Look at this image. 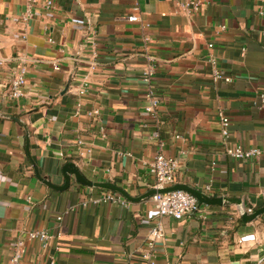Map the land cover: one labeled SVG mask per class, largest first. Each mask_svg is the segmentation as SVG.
<instances>
[{"label": "crops", "instance_id": "crops-1", "mask_svg": "<svg viewBox=\"0 0 264 264\" xmlns=\"http://www.w3.org/2000/svg\"><path fill=\"white\" fill-rule=\"evenodd\" d=\"M53 2L45 10L39 0L23 25L25 0H0V264L19 241L20 264H141L156 221L164 236L155 264H264V212L241 217L264 207V155L236 161L225 153L264 150V0H201L191 16L180 11L183 0ZM135 6L140 21L129 23ZM148 56L155 118L143 111ZM210 57L229 82L213 78ZM20 68L25 95L13 100L9 83ZM220 112L229 119L225 140ZM158 153L177 159L175 184L246 207L201 206L174 220L158 217L150 198L82 207L113 192L73 176L57 189L63 167L74 164L87 181L139 197L154 187L149 167ZM32 230L59 237L43 248L26 241Z\"/></svg>", "mask_w": 264, "mask_h": 264}, {"label": "built area", "instance_id": "built-area-1", "mask_svg": "<svg viewBox=\"0 0 264 264\" xmlns=\"http://www.w3.org/2000/svg\"><path fill=\"white\" fill-rule=\"evenodd\" d=\"M39 0H25V9L21 15V22L23 25H26L33 17L35 16V5ZM53 0H43V8L45 10H50L54 8ZM201 6V0H183L179 3L180 11L187 15L191 16L196 14ZM135 13L126 17V21L129 23L139 22V16L137 15L138 8L135 6ZM259 15L264 17V6L260 7ZM224 29V27H221ZM51 42V40H49ZM209 63L213 67V75L215 80L223 79L225 82H229L230 79L223 78L220 72L216 69L217 61L210 57ZM146 67L142 73V82L145 86V105L144 113L156 117L157 111L160 105V99L156 94L155 87L153 84V75H154V63L155 59L151 56L146 58ZM54 70H59L58 67L54 66ZM25 85H26V70L25 68H20L16 71L10 80L9 83V96L13 100H19L25 95ZM87 92L86 89H81L79 95H85ZM262 106H264V97L260 96ZM80 106V105H78ZM98 110H92L88 113V116H98ZM219 125L221 128V135L223 139H227L229 136V119L228 117L220 112L218 114ZM78 144H81L79 141ZM226 155L236 161H250L259 159L264 155V150L257 148H242L240 146H234L227 148L225 150ZM212 168L215 166V163H211ZM179 169V163L177 159L166 157L162 153H158L152 160L149 172L154 179L155 190H162L169 188L175 185L176 175ZM209 187L206 189L208 190ZM150 202L157 213L158 217H168L174 220H181L192 214L199 212L200 207H198L196 199L190 194L184 191H174L164 194H155L150 197ZM82 207L88 205L100 206V205H121L127 206L128 202L122 196L116 193H105L97 197H89L85 201L80 203ZM73 211L70 209L65 211L63 215H66ZM247 214H252L253 209L248 208L243 210ZM241 212V213H243ZM62 216L56 218L57 221H60ZM163 227L159 221H156L153 226L149 229L148 238L144 247L140 251V261L141 264H155L156 263V246L163 239ZM59 237V234L53 235L46 230H32L26 233L27 242H38L43 248L49 246L56 238ZM24 249V242L19 241L16 244V249L13 256L10 258L8 264H20L22 259V253Z\"/></svg>", "mask_w": 264, "mask_h": 264}, {"label": "water", "instance_id": "water-1", "mask_svg": "<svg viewBox=\"0 0 264 264\" xmlns=\"http://www.w3.org/2000/svg\"><path fill=\"white\" fill-rule=\"evenodd\" d=\"M62 174H63V178L65 180L64 185L61 188H57V187H53V188H55V189L57 188L58 190L67 189L69 187V184H70V177L73 176L75 181L77 183L83 185V186L110 190L113 193H116V194L122 196L125 200L131 201V202L143 201L145 199L150 198L151 196H153L155 194H164V193H170V192H174V191H184L196 199L198 207H201V206L221 207L226 203H235L236 205L242 204L243 208L246 207V204L241 203V201H239V200L228 199L226 197L214 198V197L207 195L206 193L197 191L196 189H194L190 186L180 185V184H175L169 188H165L162 190L151 189V190L147 191L146 193L140 195L139 197L132 198L123 189H121L120 187H117L115 185H112L110 183H97V182L87 181V179H85V177L80 173V171L75 167L74 164H66L62 169ZM263 212H264V207L254 211L252 214H247V213L243 212L241 214V217H242V220L246 222L248 220L259 217Z\"/></svg>", "mask_w": 264, "mask_h": 264}]
</instances>
